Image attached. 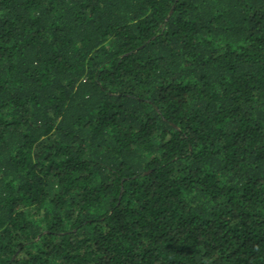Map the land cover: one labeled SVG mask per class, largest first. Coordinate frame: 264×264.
<instances>
[{
	"label": "trees",
	"instance_id": "obj_1",
	"mask_svg": "<svg viewBox=\"0 0 264 264\" xmlns=\"http://www.w3.org/2000/svg\"><path fill=\"white\" fill-rule=\"evenodd\" d=\"M0 264H264V0H0Z\"/></svg>",
	"mask_w": 264,
	"mask_h": 264
}]
</instances>
